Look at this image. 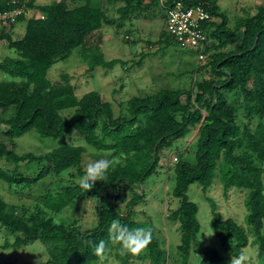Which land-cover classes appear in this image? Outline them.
Segmentation results:
<instances>
[{"label": "trees", "instance_id": "1", "mask_svg": "<svg viewBox=\"0 0 264 264\" xmlns=\"http://www.w3.org/2000/svg\"><path fill=\"white\" fill-rule=\"evenodd\" d=\"M179 1L203 5L212 18L203 26L206 45L201 61L205 62L198 61L194 72L196 75L198 70H207L209 77L195 79L190 89H163L133 97L126 103L127 116L115 117L111 104L98 92L78 98L68 74H62L56 83L48 79L49 69L77 48L88 72L96 67L107 71L117 65L125 67L127 62L122 60H105L99 45H87L92 34L104 25L121 28L133 19H154L150 13L154 8L161 7L166 19V11ZM8 2L0 0V13L26 5L43 18L26 20L21 14L17 23L26 25L20 39L13 38L12 30H0V41L16 52L15 58L6 57L0 62V71L22 79L20 83H0L1 114L13 108L8 118L0 117L4 127L1 135L13 141L34 130L40 138L57 139L79 130L86 145L108 152L115 164L106 179L97 181L88 192L77 185L63 187L56 193L47 189L29 207L9 206L0 197V227L19 235L2 248H20L39 241L48 247L49 259L43 264H96L99 259L94 255V246L103 239L110 250L114 249L120 264L134 260L143 264H189L192 253L200 257L199 264H218L219 252L204 246L197 237L198 207L189 200L187 192L191 185L198 184L210 205L211 226L224 251L235 256L248 246H256L258 257L264 259V6L257 7L252 16L237 18L229 27L218 0H57L49 5L21 0L14 6ZM105 5L118 6V17L109 18ZM159 36L155 46L176 44L165 30ZM147 42V46L152 45ZM139 55V61L133 65L140 66L149 54ZM117 93L112 91L113 96ZM229 94L241 97L239 106L227 100ZM66 111H72L71 115L64 117L61 113ZM238 111L244 113L248 122L243 127L238 124ZM254 118L258 122L251 128L249 124ZM194 129L195 163L179 157L173 167L171 196L178 201V207L167 209L165 219L178 224L180 240L172 259L160 248L153 224L134 220L132 211L141 203L140 195H130L124 214L102 204L107 198L116 203L122 198L124 201L126 192L133 191L156 172L160 153L174 142L185 140ZM84 154L82 146L64 145L44 155H19L0 142V161L11 166L0 168V180L10 187L32 186L48 175L58 177L73 168L76 171L70 177H81ZM32 163H39L42 168L33 177L24 176L20 165ZM216 180L224 196L231 188L247 191V230L233 219H221L215 202L206 196ZM91 199L98 202L97 226L89 231L82 232L78 220L63 225L48 216L61 213L75 202ZM114 219L130 229L151 228L152 243L140 254L121 255L120 244L113 243L108 235Z\"/></svg>", "mask_w": 264, "mask_h": 264}, {"label": "rangeland", "instance_id": "2", "mask_svg": "<svg viewBox=\"0 0 264 264\" xmlns=\"http://www.w3.org/2000/svg\"><path fill=\"white\" fill-rule=\"evenodd\" d=\"M36 1L40 4L49 5L57 0ZM218 5L229 20V27H232L237 18L252 16L257 7L264 6V0H218ZM105 6L109 18L118 17L115 7ZM150 13L154 14V19H151L150 23L135 20L134 27L128 21L121 28L104 25L98 35L88 39L87 45H99L101 47L105 60H122L127 62L125 67L117 65L108 71L101 67H96L92 72H88L87 66L80 57L81 51L77 48L72 51L67 59L57 61L49 69L47 74L48 79L52 83H56L60 81L62 74H68L71 78V84L75 89V95L78 98L92 91L98 92L111 104L115 117H126V103L133 97H144L163 89L188 90L195 79L196 81H201L204 78H208L207 70L201 72L198 70L196 75L194 73L199 66L195 49L180 48L175 43H171L168 47L165 45L155 46L158 44L161 31L165 30V18L163 17L161 7L154 8ZM17 25H19V30L15 34L12 32L14 39L22 37L26 23L18 22ZM126 37H128V40L125 39ZM147 41L151 42L152 45L147 46ZM225 50H229V48ZM141 53H148L149 55L142 60L140 66L133 65V62L139 61V54ZM6 57L15 58L16 52L13 49H9L4 41H0V62ZM21 81V78L12 77L0 71V83H20ZM248 81V87L251 88L252 80L249 79ZM113 90L118 91L114 96L112 94ZM226 97L234 106L240 105L241 97H236L232 94ZM182 102H184V98H182ZM12 113L13 108L10 107L6 112L2 114L0 112V117L8 118ZM71 113L72 111H66L61 114L64 117H68ZM237 117L240 126L243 127V124H248L242 111L237 112ZM257 122L258 119L254 118L249 126L253 128ZM3 129L4 127L0 125V142L6 143L9 149H13L19 155L24 153L44 155L60 146L75 145L85 148V154L82 156V169L91 160L104 158L110 160L108 152L97 151L86 145L79 130H74L71 134L63 135L57 139L40 138L34 130H30L22 137L9 141L1 135ZM195 138L196 132L194 129L185 140L176 141L171 147L161 152L156 172L148 177L142 185L136 187L133 191L126 192L124 201L122 198L121 201L116 203L107 198L103 200L102 204L106 209H112L115 212L121 211L124 214L126 202L130 197L135 194L140 195L141 203L138 206L141 208L146 207L150 212L149 216L154 223L153 226L157 229L156 237L160 241V248L166 251L172 259L177 253L180 233L178 224L174 225L162 218L167 209H176L178 207V201L171 196V191L174 187L173 167L176 162L170 161L168 163V159L177 158L180 160V157L190 163H195V145L191 143ZM0 168L9 169L11 166L8 167L3 161H0ZM41 168L42 165L39 163H32L30 165L21 164L20 172L24 176L33 177ZM75 171L76 169L74 168L70 169L58 177L48 175L32 186L10 187L7 183L0 180V197L9 206H32L37 202L39 196L43 192H46V189L52 191V193H56L61 188L69 185L79 186L78 180L80 177L76 176L74 179L70 177V174H75ZM246 194L247 191L231 188L226 196H224L223 188L216 180L207 190L206 196L215 202L217 213L221 219H233L247 230L248 227L245 223L246 209L244 206ZM187 196L198 207L197 218L200 223L198 240L204 246L214 248L219 252L221 259L218 264H229L231 256L224 251L220 241L215 236L211 226L210 205L205 200L200 185H191ZM83 204H85L84 213L81 212ZM89 204L97 207L98 202L96 199L85 202L80 201L76 204L68 205L57 215L49 214L48 216L55 223L63 225H69L74 220H78V226L82 231L89 230L97 226V217L93 216L94 209L93 207H89ZM262 234L264 236V226ZM17 236L19 235L12 234L0 227V264H43L49 259L48 247L39 241L29 243L20 248L11 246L6 249L2 248L5 244L13 243ZM250 239L252 240L251 236ZM244 250L247 251L251 264H264V259L259 258L257 255L256 246H248ZM199 261L200 257L192 253L189 264H199ZM96 264H101L100 260ZM104 264H120L115 256L114 249L110 250L108 259ZM128 264L143 263L134 260Z\"/></svg>", "mask_w": 264, "mask_h": 264}, {"label": "clouds", "instance_id": "3", "mask_svg": "<svg viewBox=\"0 0 264 264\" xmlns=\"http://www.w3.org/2000/svg\"><path fill=\"white\" fill-rule=\"evenodd\" d=\"M114 164L115 161L107 158L87 162L83 166L84 175L78 180L79 187L87 192L90 191L97 181H104L106 179L109 169L112 168ZM108 235L113 243L120 244L121 255L128 253L133 255L140 254L153 240V230L151 228L130 229L122 225L119 220L115 219L109 226ZM109 251L110 249L103 239L94 246V255L100 260L101 264H104L108 259ZM229 264H251V261L247 251L241 250L238 255H231Z\"/></svg>", "mask_w": 264, "mask_h": 264}, {"label": "built area", "instance_id": "4", "mask_svg": "<svg viewBox=\"0 0 264 264\" xmlns=\"http://www.w3.org/2000/svg\"><path fill=\"white\" fill-rule=\"evenodd\" d=\"M8 1V5L14 6L21 0ZM23 13V8L20 7L5 10L0 13V20L5 26L11 27ZM38 18L43 17L39 15ZM211 21V15L203 5H186L179 1L166 11L165 31L172 36L180 48L195 49L197 60L201 61L204 58L206 45V32L203 26ZM173 161L176 162V158H173Z\"/></svg>", "mask_w": 264, "mask_h": 264}, {"label": "crops", "instance_id": "5", "mask_svg": "<svg viewBox=\"0 0 264 264\" xmlns=\"http://www.w3.org/2000/svg\"><path fill=\"white\" fill-rule=\"evenodd\" d=\"M43 1V0H42ZM41 1V2H42ZM161 2L162 1H164V0H160ZM26 2V1H25ZM27 2H29V1H27ZM26 2V3H27ZM35 3L37 4V5H45V4H40V3H37V1L35 0ZM104 4V3H103ZM25 5V4H24ZM109 7H115V9H117L118 8V6H115V5H109ZM116 11V10H115ZM23 15H24V17H25V19L27 20V19H30V18H32V17H34V18H38V16L40 15L38 12H36L35 10H33V9H27L26 8V5H25V8H23ZM139 20V19H138ZM134 19L131 21V22H129L130 23V25L131 26H134L135 27V24H134ZM136 21H137V19H136ZM142 22H147V23H150V19L149 18H146V19H142L141 20ZM4 27L5 28V31H8V30H12L11 32H13L14 34L19 30V25H17V23L16 24H14V25H12L11 27H7V26H5L2 22H0V27ZM2 27L0 28V30L2 29ZM164 31V30H163ZM101 32V30H99V31H97V32H94L93 34H92V36H95V35H98L99 33ZM136 33H137V31H136ZM91 36V37H92ZM134 43H135V41H134ZM197 133V132H196ZM194 142V141H193ZM193 142H191V143H193ZM169 161H168V163L170 162V161H173V159H168ZM47 190V189H46ZM45 190V191H46ZM76 203H78V202H75V204ZM74 204V203H73ZM90 205V204H89ZM85 206V204H83L82 206H81V212L82 213H84V207ZM97 206H98V204H97ZM78 207V206H77ZM89 207H93V216L94 217H96V206H94L93 204L92 205H90ZM171 210H173V209H171ZM133 215H134V220L135 221H137V222H146V223H152L153 225H154V223L151 221V218H150V216H149V211L147 210V208L146 207H139V206H136V207H134V209H133ZM166 215H167V211L165 212V214H163L162 215V218H163V220H166L165 219V217H166ZM167 221V220H166ZM174 224V223H173ZM174 225H176V223L174 224ZM94 228V227H93ZM92 228V229H93ZM156 228V227H155ZM81 230V229H80ZM89 230H91V229H89ZM89 230H85V231H82V232H86V231H89ZM157 230V229H156ZM156 232V231H155Z\"/></svg>", "mask_w": 264, "mask_h": 264}]
</instances>
